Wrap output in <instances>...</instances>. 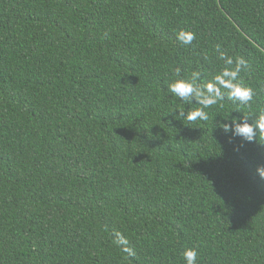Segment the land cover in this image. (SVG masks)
<instances>
[{
	"label": "trees",
	"instance_id": "trees-1",
	"mask_svg": "<svg viewBox=\"0 0 264 264\" xmlns=\"http://www.w3.org/2000/svg\"><path fill=\"white\" fill-rule=\"evenodd\" d=\"M217 45L253 100L174 119ZM262 86L264 0H0V264H264V146L215 126Z\"/></svg>",
	"mask_w": 264,
	"mask_h": 264
},
{
	"label": "clouds",
	"instance_id": "clouds-1",
	"mask_svg": "<svg viewBox=\"0 0 264 264\" xmlns=\"http://www.w3.org/2000/svg\"><path fill=\"white\" fill-rule=\"evenodd\" d=\"M195 38L196 35L192 31L181 29L176 32V39L183 45H190ZM216 53L223 61L224 67L210 79L202 82L198 71H193L190 78H181L177 72V77L167 83V90L179 98L183 105H199V107H190L188 110L184 107L172 109L170 113L173 118L179 117L176 120L189 123L207 121L209 116L205 109L220 104L225 96L241 105H248L253 100L254 90L238 79L240 72L248 68L247 60L243 56L235 58L229 56L219 45L216 46ZM261 90L264 91V86ZM220 106L223 105L220 104ZM215 126L222 129L225 134L231 131L232 137H239L242 141L264 146V108H259L252 115H244L239 120L233 118L231 124L217 123ZM256 173L260 179L264 180V164L256 166ZM114 235L115 243L125 246V251L134 254L132 249L127 247L129 242L122 233L116 232ZM182 256L185 264H197L196 248L186 247L182 251Z\"/></svg>",
	"mask_w": 264,
	"mask_h": 264
}]
</instances>
